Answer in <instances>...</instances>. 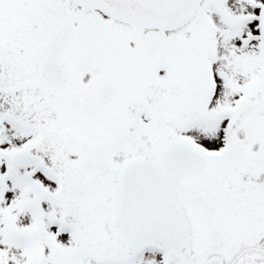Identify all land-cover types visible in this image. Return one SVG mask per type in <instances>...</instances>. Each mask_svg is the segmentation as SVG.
<instances>
[{"label":"snow or ice","instance_id":"obj_1","mask_svg":"<svg viewBox=\"0 0 264 264\" xmlns=\"http://www.w3.org/2000/svg\"><path fill=\"white\" fill-rule=\"evenodd\" d=\"M0 264H264V0H0Z\"/></svg>","mask_w":264,"mask_h":264}]
</instances>
